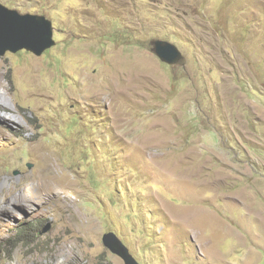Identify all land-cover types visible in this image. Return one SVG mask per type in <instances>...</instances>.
<instances>
[{
	"label": "rangeland",
	"instance_id": "rangeland-1",
	"mask_svg": "<svg viewBox=\"0 0 264 264\" xmlns=\"http://www.w3.org/2000/svg\"><path fill=\"white\" fill-rule=\"evenodd\" d=\"M0 1L57 41L0 55V202L35 201L0 215V264H125L110 231L142 264H264V0Z\"/></svg>",
	"mask_w": 264,
	"mask_h": 264
},
{
	"label": "water",
	"instance_id": "water-1",
	"mask_svg": "<svg viewBox=\"0 0 264 264\" xmlns=\"http://www.w3.org/2000/svg\"><path fill=\"white\" fill-rule=\"evenodd\" d=\"M53 21L46 15L21 13L0 1V55L7 51L18 52L27 49L36 54L56 45ZM152 51L166 64L187 66V56L173 42L154 38L150 42ZM47 225L41 234L50 229ZM103 242L115 254L121 256L126 264H141L130 251V248L114 231L104 234Z\"/></svg>",
	"mask_w": 264,
	"mask_h": 264
},
{
	"label": "bare ground",
	"instance_id": "bare-ground-1",
	"mask_svg": "<svg viewBox=\"0 0 264 264\" xmlns=\"http://www.w3.org/2000/svg\"><path fill=\"white\" fill-rule=\"evenodd\" d=\"M4 118V117H3ZM6 118V117H5ZM7 119V118H6ZM9 120V118L7 119ZM34 148V147H33ZM35 154L40 159V161H43L45 164V171L49 173L47 174L48 178L52 181H55V184H53L51 187H47L49 190V194H54V197L60 200L58 193L60 190H65L66 193L68 192V195H65L60 201L69 203L71 202V196L73 193H71V190L73 189L72 185H74L73 182L67 180L66 177L60 178L58 174V168L57 163L55 159V154L51 153L47 148L37 145L35 147ZM13 191H9L8 193H12ZM21 194L14 195L13 199H9L8 197H5L4 200L0 202V215L3 213H8L9 215H16L18 212L15 210L13 204L21 205L22 207H31V205L35 204V201L31 200L30 197H20ZM49 198V197H48ZM45 198L42 203H47L49 205L53 204V200L50 198ZM55 201V200H54ZM75 202V201H74ZM61 203V202H60ZM44 205V204H43ZM71 205V204H69ZM60 254L58 249L53 254V264H56V261L59 259Z\"/></svg>",
	"mask_w": 264,
	"mask_h": 264
},
{
	"label": "clouds",
	"instance_id": "clouds-1",
	"mask_svg": "<svg viewBox=\"0 0 264 264\" xmlns=\"http://www.w3.org/2000/svg\"><path fill=\"white\" fill-rule=\"evenodd\" d=\"M4 4V3H3ZM13 9V8H12ZM43 15V14H42ZM55 28V27H54ZM55 38V37H54ZM160 39V38H159ZM56 40V39H55ZM165 40V39H164ZM169 41V40H168ZM177 45V44H176ZM178 46V45H177ZM179 47V46H178ZM8 52V51H7ZM183 52V51H182ZM188 59V58H187ZM171 66V65H170ZM185 67V66H183ZM119 236V235H118ZM122 239V238H121ZM123 240V239H122ZM105 245V244H104ZM128 246V245H127ZM129 247V246H128ZM109 249V248H108ZM110 250V249H109ZM111 251V250H110ZM114 253V252H113ZM115 254V253H114ZM133 254V253H132ZM118 255V254H117ZM134 255V254H133ZM136 258V257H135ZM137 259V258H136ZM138 260V259H137ZM139 261V260H138ZM140 262V261H139ZM141 263V262H140ZM126 264V263H125ZM142 264V263H141Z\"/></svg>",
	"mask_w": 264,
	"mask_h": 264
},
{
	"label": "trees",
	"instance_id": "trees-1",
	"mask_svg": "<svg viewBox=\"0 0 264 264\" xmlns=\"http://www.w3.org/2000/svg\"><path fill=\"white\" fill-rule=\"evenodd\" d=\"M20 233H23V230L19 231V234H20Z\"/></svg>",
	"mask_w": 264,
	"mask_h": 264
}]
</instances>
